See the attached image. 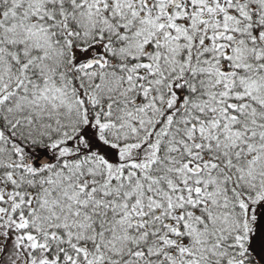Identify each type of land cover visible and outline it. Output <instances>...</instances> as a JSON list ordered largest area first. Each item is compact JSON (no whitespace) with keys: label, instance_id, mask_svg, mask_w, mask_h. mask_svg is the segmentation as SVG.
I'll use <instances>...</instances> for the list:
<instances>
[{"label":"snow or ice","instance_id":"6c2138e0","mask_svg":"<svg viewBox=\"0 0 264 264\" xmlns=\"http://www.w3.org/2000/svg\"><path fill=\"white\" fill-rule=\"evenodd\" d=\"M0 264H264V0H0Z\"/></svg>","mask_w":264,"mask_h":264}]
</instances>
